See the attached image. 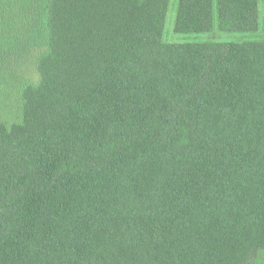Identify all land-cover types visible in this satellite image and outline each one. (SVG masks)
Masks as SVG:
<instances>
[{"label": "trees", "instance_id": "1", "mask_svg": "<svg viewBox=\"0 0 264 264\" xmlns=\"http://www.w3.org/2000/svg\"><path fill=\"white\" fill-rule=\"evenodd\" d=\"M38 1L0 32L6 56L42 15L0 121V264H264V40L163 42L169 0ZM215 10L258 30V0H179L174 31Z\"/></svg>", "mask_w": 264, "mask_h": 264}, {"label": "rangeland", "instance_id": "2", "mask_svg": "<svg viewBox=\"0 0 264 264\" xmlns=\"http://www.w3.org/2000/svg\"><path fill=\"white\" fill-rule=\"evenodd\" d=\"M179 0H169L162 41L166 43H194V42H243L264 40V0H259V27L253 32H225L218 28L216 10L214 12V27L210 32L203 33H177L174 31V22ZM24 4V7L22 6ZM32 4L36 8L41 7L38 0H0V32L16 31L10 43L19 37L22 29V17L25 7ZM43 5V4H42ZM32 12L29 10L26 12ZM4 17V18H3ZM38 20V24L36 23ZM42 15L37 13V18L31 22L36 32H30V38L26 42L30 45L24 46L16 43L19 50H13L9 55L0 59V121L8 124L22 120L21 91L26 84H35L38 81L36 70V59L38 54L45 50V39L41 36L43 25ZM41 38V39H40ZM25 42V43H26ZM20 45V46H19ZM13 46V47H15ZM18 49V48H16ZM6 57V59H5Z\"/></svg>", "mask_w": 264, "mask_h": 264}, {"label": "crops", "instance_id": "3", "mask_svg": "<svg viewBox=\"0 0 264 264\" xmlns=\"http://www.w3.org/2000/svg\"><path fill=\"white\" fill-rule=\"evenodd\" d=\"M259 7H260V5H259V0H258V11H259L258 13H260V9H259Z\"/></svg>", "mask_w": 264, "mask_h": 264}]
</instances>
